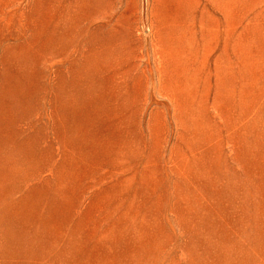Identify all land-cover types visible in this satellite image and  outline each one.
I'll return each instance as SVG.
<instances>
[{"label":"rangeland","instance_id":"obj_1","mask_svg":"<svg viewBox=\"0 0 264 264\" xmlns=\"http://www.w3.org/2000/svg\"><path fill=\"white\" fill-rule=\"evenodd\" d=\"M12 190L32 264H264V0H0Z\"/></svg>","mask_w":264,"mask_h":264},{"label":"bare ground","instance_id":"obj_2","mask_svg":"<svg viewBox=\"0 0 264 264\" xmlns=\"http://www.w3.org/2000/svg\"><path fill=\"white\" fill-rule=\"evenodd\" d=\"M18 208L19 202L15 197V190H12L10 200L0 203V259L12 256L21 259L23 264H32L30 247L33 237V220L31 216H27L24 218L25 221H22L24 230L19 229L21 226H17L19 222L16 221Z\"/></svg>","mask_w":264,"mask_h":264}]
</instances>
